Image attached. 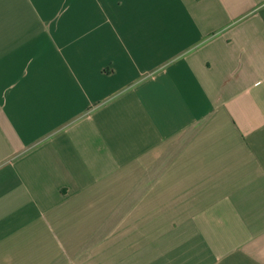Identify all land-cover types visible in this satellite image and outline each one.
Segmentation results:
<instances>
[{"label":"crops","instance_id":"0c3cea01","mask_svg":"<svg viewBox=\"0 0 264 264\" xmlns=\"http://www.w3.org/2000/svg\"><path fill=\"white\" fill-rule=\"evenodd\" d=\"M0 264H264V0H0Z\"/></svg>","mask_w":264,"mask_h":264}]
</instances>
